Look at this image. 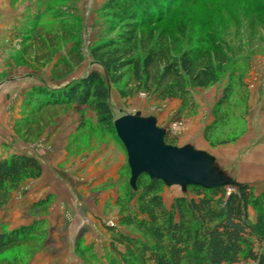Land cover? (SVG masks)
I'll return each mask as SVG.
<instances>
[{
	"label": "rangeland",
	"instance_id": "obj_1",
	"mask_svg": "<svg viewBox=\"0 0 264 264\" xmlns=\"http://www.w3.org/2000/svg\"><path fill=\"white\" fill-rule=\"evenodd\" d=\"M127 1L7 0L6 5L9 2V6L6 7L12 11L7 12L10 16H5L3 22L4 31L9 33L2 35V42L5 47L14 48L9 52L5 51V59L0 66L3 78L0 90L5 92V100L0 102H3V106L0 105V152L32 153L37 160L45 163L48 172L54 171L61 180L75 183L82 190L95 191L94 198L100 204L103 221L100 218H96V221L89 216L83 218L85 228H91L94 233L92 239H84L89 244L87 242L81 248L84 249L86 264H107V238L110 236L103 225L117 222L118 206L115 200L121 192V179L129 178V174L126 167L120 171L114 192L116 198L112 203L111 198H107L108 192L102 191L107 190L110 183L89 181L92 177L88 180L82 165L86 157L90 156L88 152L100 146L106 145L104 149L109 158L108 164L120 155L124 164H127L126 152L124 150L120 154L118 150L117 153L114 149L116 146H111L116 143L117 147H121L118 144L121 142L97 122L95 112L88 106L80 112L70 105H51L41 110L36 109L38 107L33 102L41 103L45 100V95L42 96L40 91L63 87L95 69L105 78L109 87V103L116 116L136 112L144 117L153 116L157 126L163 128L174 141L173 145L198 148L202 142L206 149H210L220 145L211 146L204 139L203 131L214 120V106L221 96L222 88L230 77L235 82L237 79L243 81L250 73L252 63L257 68L260 65L261 59L257 56L264 55V6L258 12L254 9L263 5L264 0H162L160 10L152 13L154 22L139 27L133 56L142 57L149 45L155 42V36L157 38L160 34V38L167 41L174 55L190 47H207L209 51L217 48L226 52L229 58L225 72L218 82L206 88H190V94L197 105L195 111L191 115L176 118L175 114L180 106L178 99H159L150 90L138 89L131 68L125 71L119 85L112 84L91 54V49L96 44L114 38L124 27L122 15L117 16L114 13L116 8L110 7L108 3ZM149 1L140 2L148 4ZM11 13L15 18H11ZM151 28L155 32L150 37ZM11 83L14 84L13 92H7L6 88ZM119 89L127 94L125 98L119 95ZM248 98L247 87L236 86L227 107V121L216 126V131L221 133L220 138L243 132ZM75 123L77 127L71 132L68 127H74ZM57 159L60 163L55 164ZM81 184L83 187H80ZM227 188L232 190L233 186ZM102 194H105L106 199L101 203ZM162 196L169 206L175 197H189L191 192L188 186L183 187L178 183L164 184ZM30 197L31 179H27L11 192L8 201L0 207V230L12 227L10 222L13 219L9 218L8 222H4V219L11 217L14 206L27 205ZM77 201L76 198L74 205H77ZM91 205V202H85V206ZM25 207H22L20 213L28 210ZM29 214L31 216V209ZM249 215L254 217L252 209ZM92 222H96V229L91 227ZM13 225L16 227L17 222ZM123 229L138 235L130 228ZM81 238L80 235L78 242ZM32 255L29 241L0 254V264H29Z\"/></svg>",
	"mask_w": 264,
	"mask_h": 264
},
{
	"label": "trees",
	"instance_id": "obj_2",
	"mask_svg": "<svg viewBox=\"0 0 264 264\" xmlns=\"http://www.w3.org/2000/svg\"><path fill=\"white\" fill-rule=\"evenodd\" d=\"M140 1L108 3L116 8L117 16L122 15L124 27L114 38L96 44L91 54L112 84L119 85L125 71L131 68L138 89L150 90L159 99H178L176 118L191 115L197 105L190 88H206L218 82L229 58L226 52L217 48L209 51L207 47H190L174 55L160 34L142 57L133 56L139 27L153 23L152 13L163 4L162 0H150V4ZM261 6L264 4L256 6L255 11H260ZM154 32L151 28L150 37ZM236 81L232 77L227 80L214 106V120L204 128V139L211 146L232 142L241 134L220 138L221 133L216 131V126L227 121V107L236 86L245 88L242 80ZM118 92L123 98L127 96L121 89ZM40 93L45 95V100L33 102L36 109L70 105L80 112L88 106L95 112L97 122L118 139L113 125L117 116L109 103V87L97 70L92 69L63 87ZM164 141L174 144L167 133ZM124 167L130 175L128 165ZM41 174L42 166L33 155L0 152V207L22 181L36 179ZM128 179H121V192L115 200L117 222L103 225L110 236L107 264H264V191L256 193L249 184L233 186L232 190L225 185L212 188L189 185L191 196H177L167 206L160 179L141 174L134 189ZM250 209L254 211L253 218ZM44 225V219H34L28 224L0 230V254L29 241L33 254L45 237ZM124 227L138 235L124 231ZM83 250H79L82 256Z\"/></svg>",
	"mask_w": 264,
	"mask_h": 264
},
{
	"label": "crops",
	"instance_id": "obj_3",
	"mask_svg": "<svg viewBox=\"0 0 264 264\" xmlns=\"http://www.w3.org/2000/svg\"><path fill=\"white\" fill-rule=\"evenodd\" d=\"M6 4L7 0H0V66L4 62L5 51L9 52L10 49L14 48L13 46L5 47L2 42V35L9 33L6 30L4 31L3 22L5 21V16H10V14L7 15V12L12 11L9 7H6L9 6V2L8 5ZM11 16V18H15L13 13H11ZM257 57L261 59L260 65L257 68L252 63L250 73L243 79L247 92H249L243 132L234 141L216 148L206 149L202 142L199 143L200 147L194 148L210 155L219 170L233 181L238 184L252 185L255 192L260 193L264 191V55ZM0 79L1 82L3 79L1 71ZM13 88L14 84L11 83L6 88V91L13 92ZM4 93L1 89L0 102L5 100ZM76 127L77 123H75L74 127L70 126L68 129L74 132ZM118 144L121 147H117L116 143H112L111 146H116L114 148L116 152L118 153L119 150L120 154H122L121 152H124L125 149L122 144ZM104 146L88 152L90 156L86 157L82 169L86 171L88 180L92 177L89 181L110 183L109 185L111 186H107V190L102 189V191L108 192L107 198H111L113 203L116 198V194H114L116 182L120 177V171L125 166V161L120 155L114 162L108 164L109 158L108 156L106 157ZM115 156L117 157V155ZM39 162L42 166V174L36 179H31L29 203L27 205L14 206L11 209V217L5 218L4 222H8L9 218H12L13 220L10 224L11 228H14V222H17V227L22 224H28L34 219H44L46 234L41 241V245L33 253L28 262L29 264H86L79 250L84 248L88 242L84 241V239H92L91 237L94 233L91 228H85L82 223L83 218L89 216L94 217V220L96 218L99 220L100 218L103 221L100 215V212H102L100 204L94 198L95 191L82 190L75 183L61 180L54 171L48 172L45 163L40 160ZM58 163L60 161L57 159L55 164ZM80 187H83V184ZM76 198L78 199L77 205H74ZM45 199L47 200L45 201ZM102 199L101 203L106 199L105 194H102ZM85 202H88V204L91 202L92 205L85 206ZM23 206H26L25 209L28 210L20 213ZM30 209L31 216L29 214ZM91 225V227L97 228L96 222H92ZM104 230L107 233L105 228ZM106 233L105 235L107 236ZM80 235L82 238L78 242ZM107 239L109 240V238Z\"/></svg>",
	"mask_w": 264,
	"mask_h": 264
},
{
	"label": "water",
	"instance_id": "obj_4",
	"mask_svg": "<svg viewBox=\"0 0 264 264\" xmlns=\"http://www.w3.org/2000/svg\"><path fill=\"white\" fill-rule=\"evenodd\" d=\"M113 125L126 152L130 172L128 182L133 189L141 174L160 179L164 184L178 183L183 187L241 185L220 171L207 153L189 145L166 143L165 130L157 126L153 116L124 113L113 120Z\"/></svg>",
	"mask_w": 264,
	"mask_h": 264
}]
</instances>
